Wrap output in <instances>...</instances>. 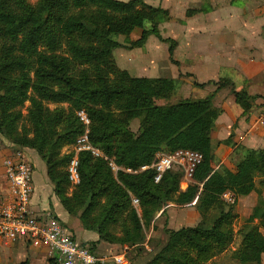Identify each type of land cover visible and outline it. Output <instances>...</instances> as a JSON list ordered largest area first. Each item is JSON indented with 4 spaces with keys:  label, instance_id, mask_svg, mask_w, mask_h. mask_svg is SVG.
I'll use <instances>...</instances> for the list:
<instances>
[{
    "label": "trees",
    "instance_id": "1",
    "mask_svg": "<svg viewBox=\"0 0 264 264\" xmlns=\"http://www.w3.org/2000/svg\"><path fill=\"white\" fill-rule=\"evenodd\" d=\"M143 9L150 12L151 25L137 39H129L132 48L143 46L152 34L164 39L159 23L171 19L169 9L145 0H0V135L17 147L38 152L63 206L85 229L96 231L99 240L141 248L146 228L163 207L196 201L200 222L166 227V240L146 264H214L234 242L238 194L258 190V178L264 185V146L236 145L229 136L223 142L235 146L236 168L215 167L212 95L159 104L154 97L173 92L179 78L112 71L110 55L126 46L119 34L137 22ZM205 9L190 8L186 14ZM173 51L174 44L169 48L171 58ZM232 92L244 114L251 112L257 95L246 88L233 87ZM26 101L30 105L23 114ZM81 109L91 118L92 142L118 165L151 164L160 150L201 152L193 181L181 189L183 171L175 167L159 182L154 169L115 173L105 158L83 152L81 182L69 195L65 166L70 154H62V149L84 130L77 115ZM135 118L140 120L138 134L130 128ZM226 192L232 193L233 202L224 198ZM133 196L139 199L141 212L132 203ZM263 230L262 197L239 230L240 243L230 255L234 264H264Z\"/></svg>",
    "mask_w": 264,
    "mask_h": 264
},
{
    "label": "crops",
    "instance_id": "2",
    "mask_svg": "<svg viewBox=\"0 0 264 264\" xmlns=\"http://www.w3.org/2000/svg\"><path fill=\"white\" fill-rule=\"evenodd\" d=\"M151 1L161 3L162 7L169 10H182L185 13L190 8H206L208 10L203 17L197 16L203 12L201 11L193 14L194 17L184 13L187 15L186 17L174 18L175 24L180 26L179 30L174 29V34L178 38V44L174 49L175 58L179 61V64L176 63L177 68L168 63L166 59L168 55L166 56L165 53L159 52L158 49H153L149 45L151 35L143 47H140L143 50L140 56L126 54L128 49L124 52V48L119 47L114 49L110 58L112 61L114 60L113 64L116 67L119 65L120 68L117 70L126 69L134 76H163L186 80V74L190 72L199 83H204L203 86L198 87L203 92L199 98L212 95V105L215 108V124L211 131L212 152L218 158L215 167L225 164L231 168L230 161L233 160L234 163L235 160V146L224 143L226 138L231 136V141L236 145L242 144L251 148L264 146V129L255 132L251 126L253 120L249 125L254 112L244 114L243 108L236 102L232 92L234 84L237 90L246 88L251 94H258L261 88L264 89V0ZM152 2L151 4H153ZM220 77L228 78L230 84L215 85L212 89L209 81ZM258 102L259 98L256 99L257 105ZM34 151L36 154L32 159L35 161L37 158L41 174L45 178L42 183L38 182L35 185L31 200L32 212L40 214L48 208L54 209L59 216L58 219L80 242L91 245L92 242H96L94 250L102 251V255L106 254L104 251L111 254L119 253H113V250L116 251L120 244L99 240L100 236L96 231L85 229L82 223L66 210L54 191L46 163L38 152ZM12 152L9 145L0 147L1 186L5 185L3 162ZM234 165L235 163L233 167ZM37 167L36 163L33 182ZM259 182L260 178L257 179V186L260 185ZM252 194H256V190L238 194V205L240 206L238 210L241 214L249 215L252 208L259 203L262 197L264 198L263 194L259 195L258 193L253 196ZM193 214L194 219L187 215L180 216L178 226L169 227L178 229L183 226H196L201 217L196 208ZM169 221V224L173 225L172 221ZM157 224H159L158 221ZM159 226L163 229L162 225ZM153 232L157 233L158 229H154ZM161 238L163 241L166 240L165 231H162ZM239 242L240 237L238 244ZM232 248H235L233 244ZM17 251L25 252L27 255L22 260V264H51L48 256L49 249L46 245H35L19 240L11 244H5L0 240V264H9V259H5V257H13ZM262 261L264 263V253Z\"/></svg>",
    "mask_w": 264,
    "mask_h": 264
},
{
    "label": "built area",
    "instance_id": "3",
    "mask_svg": "<svg viewBox=\"0 0 264 264\" xmlns=\"http://www.w3.org/2000/svg\"><path fill=\"white\" fill-rule=\"evenodd\" d=\"M77 115L84 125L76 141L65 146L70 158L66 166L69 184L78 186L81 182L80 154L89 152L95 158L103 157L114 172L123 170L128 173H141L154 169L155 182H159L164 173L174 167H182L187 179H193L194 171L201 162V152L192 149H178L173 152L158 153L151 164L140 167L118 165L114 157L108 156L90 138L91 118L84 109ZM264 124V111L258 118ZM25 148V147H24ZM5 185H0V240L5 244L25 241L35 245H46L49 258L53 264H131L127 251L113 255H98L90 243L80 242L76 236L54 215L45 210L35 214L31 209L34 193L33 175L35 164L23 148L13 151L4 159ZM233 202L231 192L223 194ZM134 205L140 203L137 197L132 198Z\"/></svg>",
    "mask_w": 264,
    "mask_h": 264
},
{
    "label": "rangeland",
    "instance_id": "4",
    "mask_svg": "<svg viewBox=\"0 0 264 264\" xmlns=\"http://www.w3.org/2000/svg\"><path fill=\"white\" fill-rule=\"evenodd\" d=\"M31 1L34 2L36 0H31ZM46 1H47V3H49L51 0H46ZM121 1H128V0H121ZM145 1L148 4H151V2H152L151 0H145ZM201 1L203 2L204 0H201ZM228 1H230V0H228ZM228 1H227V3H229ZM152 3H153L152 5H154V6H161V3L158 4L156 1H153ZM169 11L172 14L171 15V19L167 20V21L165 20L163 22H160L159 23V28H160V32H161L162 37L164 39L168 38L170 40H168V39L164 40V39H161L158 36L152 34L150 36V39H149V45L153 49H158L159 52L165 53L166 56L168 55L167 56L168 58H166L168 63L170 65H172V66H176L177 64H179V61H177L176 58H175V53H174L175 50L173 51L172 58H171L170 53H169L170 46L174 44V49H175L177 44H178V38H176V35L174 34L175 33L174 29L179 30L180 26H177L175 24L176 21L174 20V18L178 19L181 16L186 17L187 15H184L185 11L183 12L182 10H169ZM207 11L208 10L205 9L202 13H200L197 16H200V17L202 16L203 17L204 13L207 12ZM190 16L194 17L192 15H190ZM150 17H151L150 16V12L148 10H146V9H143V10L140 11V14H139L137 22L134 25H126L122 29V31L120 32L119 40L122 43H124V45H126V46L120 47V48H124V52H125L126 49H128L125 52L126 54H129V55L138 54V56H140V54L143 53V50L140 47H135V48L130 47L129 46L130 44L128 43V41H129V39H137L138 37H140L141 32H142L144 27H150V25H151L150 22H149L150 21ZM2 41L11 42L10 39H7V38L2 39ZM141 47H143V46H141ZM182 49H184V48H182ZM129 57L131 58V56H128V58ZM110 60H111V58H110ZM113 62H114V60L113 61L111 60V69H112V71H113V69L115 71V70H117V68H120V67H119V65H118V67H116V65H114ZM176 68H177V66H176ZM188 73L186 74V77H187V78H185L186 80H184L182 78H179L180 82H178V85L176 86V89L173 92L164 93V94H160V95L155 96L154 100L156 101V103L168 104V103H175V102H177L179 100H183V99H189V98L196 99V98H199V95L202 94L203 92L201 90H199L198 87L199 86H203L204 83H199L196 80V78L193 77L194 76L193 74H191L190 72H188ZM229 82L230 81L228 80V78L220 77L219 79H216V80H210L209 84H210V87L213 89L215 87V85L216 86L217 85L222 86L225 83L229 84ZM233 87H236V85L234 84ZM256 95H257V98H259V102H258V105L255 104V106L251 110V111L254 112V115L251 116V118H250L251 120L249 122V125H250L251 121L253 120V122H252L253 124H251V126H253V128H254L253 130L255 132H258V131L260 132L261 130L264 129V124H261V122L258 120V118L260 117V115L264 111V89L261 88L260 93H258ZM29 105H30V102L26 101L25 105L22 107L23 114H27ZM65 105H67V104H65ZM49 106L51 108H54L56 106V104L55 103H49ZM213 110L215 112V108H213ZM23 123H27V122L24 120ZM130 128L135 134H138L139 133V129H140V120L138 118H135L131 122ZM8 145H9V147L12 148L13 151H16L18 149L20 150L21 148H23L24 151L27 152V156L29 158H31V159H32L33 155L36 154V152L34 151L35 149L33 150V148H29V147H25V148L24 147H21V148L17 147L14 144H12L8 140V138L0 135V147L8 146ZM65 148L66 147H63L62 154H65V153L68 154L69 153L68 151L67 152L65 151ZM158 153H164V151L160 150V151H158L156 153V155ZM215 157L218 160L216 155H215ZM236 158H237V155L235 156V160H236ZM230 160H232V159H230ZM235 160H234V163H235ZM35 162L37 163V166H38L37 169L38 170H37L36 175H35L34 186L37 185L36 183H38V182L42 183L44 178H45L41 174L42 171H40V167H39L37 158H35L34 163ZM36 163H35V166H36ZM234 163H233V160L230 161V164L232 165L231 168L235 169L236 166L234 165V167H233ZM66 166H67V164H66ZM66 166H65V171H66ZM175 168H180V170L183 171L182 167H178L177 166ZM192 181L193 180H191V179H187V177L185 176L184 171H183L182 174H181V177H180V188L183 189V190L186 189ZM77 187L78 186H71L69 184L68 185V194L71 195L76 190ZM258 187L259 188H258V190H256V194L258 195V193H259V195L263 194V196H264V185H259ZM253 193H255V192H253ZM256 194H252V196L256 195ZM133 197H135V196H133ZM238 200L239 199H237V202L235 204V218H234V222H233V229L235 231V239H234L233 247H235V248L239 245L238 244V239L240 237L239 230L244 225L245 218L249 216V215L241 214V212H239L238 207L240 209V206L238 205L239 204ZM139 204L137 205V207L139 209V212H141ZM195 208H196V211H198L200 213V217L202 219V214L200 212V209L196 205V201H194L191 204H186V205H179V204L170 202L169 204H167L165 207H163L156 214V216H155L154 220L152 221L151 225L146 228V241L143 243L141 248L133 247V246H127V245L125 246V245H121L120 244V245H118V248H117L116 251L113 250V253L127 251V253L131 257V263L132 264H146L150 260L151 256L156 252V250H158V248L160 246H162V244L164 242L162 240V238H161L162 231H165L166 227H169V226H172V227L173 226H178V222H179V217L180 216L183 217L184 215H187L191 219H194V214L193 213L195 211ZM47 210L51 211L54 215L59 217L54 209L48 208ZM251 212H252V210H251ZM72 216L80 221V219L77 216H74V215H72ZM169 220L172 221L173 225L169 224L170 223ZM157 221H158L159 224H157ZM159 225H162L163 229H161ZM154 229H158V232L157 233L153 232ZM232 251H233V248H232V245H231L230 248L226 252H224L223 254L219 255L214 260V264H234V261L231 260V258H230V255H231ZM97 252L96 253L98 255H102L101 254L102 251L101 252L97 251ZM99 252H100V254H99ZM104 252L106 253L104 255H109V256L113 255L111 253H107L106 251H104ZM26 256L27 255H26L25 252L22 253V252L17 251L13 255V257H10V258H6L5 257V259H9V261H8L9 264H22L23 263L22 260L25 259Z\"/></svg>",
    "mask_w": 264,
    "mask_h": 264
},
{
    "label": "water",
    "instance_id": "5",
    "mask_svg": "<svg viewBox=\"0 0 264 264\" xmlns=\"http://www.w3.org/2000/svg\"><path fill=\"white\" fill-rule=\"evenodd\" d=\"M111 264H115V263H111Z\"/></svg>",
    "mask_w": 264,
    "mask_h": 264
}]
</instances>
